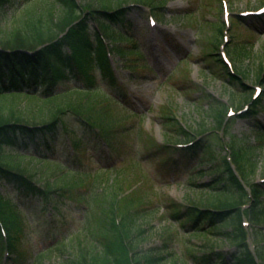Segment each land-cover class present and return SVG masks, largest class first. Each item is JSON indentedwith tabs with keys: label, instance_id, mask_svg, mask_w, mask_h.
I'll return each instance as SVG.
<instances>
[{
	"label": "trees",
	"instance_id": "1",
	"mask_svg": "<svg viewBox=\"0 0 264 264\" xmlns=\"http://www.w3.org/2000/svg\"><path fill=\"white\" fill-rule=\"evenodd\" d=\"M13 1L0 0V8ZM138 1L150 6L157 17H163L160 13L162 6L156 4L155 0ZM27 2L30 6L26 11V18L0 44V185L14 190L16 194V204L11 206L0 190V264H43L46 252L61 251L69 247L66 240L50 237L55 241L50 244L48 251H42L34 257L33 246L26 248L22 243L25 232L17 212L19 205L28 209L30 215L42 223V228L51 223L45 232L47 237L50 232L65 229L71 207L86 206L84 224L73 235L75 238L71 242L87 238L88 235L93 237L89 239L90 245L80 250V257L67 264H161L165 261L167 258L162 254L139 252L135 230L138 217L146 209L141 207L144 199L138 190L127 197L125 212L118 200L111 209L105 208L100 213V228L95 227L97 220L94 200L100 196L98 186L104 183L102 179L106 173L113 169H116L117 177L122 174L116 165L109 164L111 158L126 155L119 163L128 158V168L133 167L140 163L142 148L155 152L163 169L179 163H190L193 157L199 156L197 164L207 167V170H200L198 175L205 172L212 174L211 180L202 186L224 196L223 200L216 199L218 203L202 208L173 203L170 217L182 228L188 225L189 231L193 232L219 229L222 226L231 228L222 234L229 237L236 246L233 253L228 255L212 251L203 256L191 255L194 263L264 264V243L254 251L247 243L249 229H257V226L264 223V184L251 180L256 164L249 163L254 160L237 148L235 142L229 146L232 156V160H229L222 153L223 144L217 147L210 138L181 149L174 147L173 142L146 144L141 137L139 123H134L131 130L129 126L122 128V121L129 118L120 119L110 113V103L98 98L102 92L101 83L114 91L119 86L107 55L108 46L105 41L111 37L114 39L118 34L121 39L134 45L133 36L112 29L113 24L120 25L125 30L129 28L126 10L122 9L125 2L120 1L115 6L113 2L104 1L100 7H95L93 2L82 5L78 0H54L60 13L55 17L49 12L47 23L42 16L46 9L43 4L41 6V2L35 0ZM220 12L224 14L222 2ZM251 20L264 22V17ZM246 22L245 19L237 18L233 30H236L235 36L239 35L240 27ZM218 28L220 41H213V50L205 55V62L221 79L228 80L230 84L246 92L247 87L243 82L247 72L241 70L239 76L230 72L219 48L226 26L223 23ZM237 45L233 38L229 53L238 61L242 53ZM111 49L121 56L126 54V49L122 46L116 45ZM93 68L100 71L101 82L96 79ZM259 81L260 84L264 83L261 77ZM189 82L195 90L199 88L195 82ZM203 95V101L211 104L217 128H225L227 131L235 122L227 120V105L207 92ZM251 99L247 98L246 101ZM262 109L261 98L253 102L249 113L243 117L256 119ZM165 111V120L173 132V140H196L198 133L186 128L172 110ZM254 127L257 133L255 139L259 140L264 135V126L258 123ZM133 130L136 134L128 145V132L133 134ZM204 131L203 129V133ZM68 142L73 146V155L64 163L53 158L60 151L59 145L66 148ZM143 142L148 148L146 145V148L140 147ZM87 150L98 153L101 165L97 170L83 174V171H79L80 168L75 169L70 163L73 161L74 164H83L86 160L82 152ZM105 183L108 187L103 191L113 187L109 179ZM35 203H39L38 207L34 206ZM47 210L52 211L54 218L49 223L45 217ZM117 218L121 220L120 224ZM245 219L251 223L250 228L243 226ZM3 229L7 235L3 233ZM256 234L259 241L264 240V236ZM27 240L25 241L28 243L30 240ZM168 245L170 243L166 244L167 247ZM6 250L10 257L5 258ZM171 255L172 252L169 256ZM29 257L33 258L31 263L26 262Z\"/></svg>",
	"mask_w": 264,
	"mask_h": 264
},
{
	"label": "rangeland",
	"instance_id": "2",
	"mask_svg": "<svg viewBox=\"0 0 264 264\" xmlns=\"http://www.w3.org/2000/svg\"><path fill=\"white\" fill-rule=\"evenodd\" d=\"M35 1L41 2L40 5L43 4L46 8L42 15L45 23L50 18L49 12H52L55 17L59 15L60 9L54 4V0ZM78 1L82 5L93 2L95 7H100L104 1L113 2L115 6L120 1L125 2L122 6L126 8V22L129 28L125 30L120 25L113 24L112 29L115 32L121 31L133 36L134 45L121 39L118 34L114 39L109 38L112 47L119 45L126 49L125 56L114 51L113 57L121 86L117 89L118 91H114L107 89L108 87L101 83L107 95L99 97L100 99L107 97L110 100V113L120 119L129 118L127 121H122V128L129 126L131 130L134 123H139L142 129L141 137L146 144L186 142L173 140V132L165 120L167 116L165 110L170 109L177 114L185 126L198 133L196 137L200 142L210 138L217 144V147L223 144L225 149V151L222 150L223 155L230 154L227 145L232 146L235 142L237 148L254 160L249 164H256L251 180L257 182L264 180V135L256 140L257 133L254 127L258 123L264 126V90L260 97L263 109L256 119L243 118L241 114L227 131L217 128L218 124L211 111V104L203 101V93L207 92L238 111L245 109L247 98L253 97V90L260 82L259 78L264 77V23H258V21L251 20V17H247V22L240 27L238 36H235L234 27L229 28L230 38H234L238 44L237 48L242 53L238 61H233V58L229 56L237 71L247 72L246 92L230 84L228 80L224 81L213 70H210L205 62V55L213 50V41H220L221 34L218 27L224 23L225 19L220 12L222 1L229 2L231 22L235 23L242 13L261 9L264 6V0H155L156 4L162 6L160 13L163 15V17H157L158 23L155 26L149 23L150 9L138 0ZM27 3V0H14L0 8V44L9 37L10 32L20 26V21L26 18L25 14L30 6ZM92 26L95 27L93 23ZM229 44L227 43L226 49ZM93 70L96 79L101 82L100 71L96 68ZM189 81L195 82L199 88L195 90ZM116 100H119V103ZM134 132L136 131L133 130V134L131 131L128 132L130 136L129 140H126L128 145L135 137ZM144 142L140 147L148 148ZM71 150L64 148L58 151L57 154L63 163L66 158L71 157ZM82 153L86 161L81 165L71 161L70 165L73 168H80L79 171H83L84 174L100 167L98 153L92 150ZM124 156L126 155L114 158L119 159ZM114 158L111 160L114 161L117 170L121 169L122 174L120 178L117 177L116 169H113L110 173H106L107 175L102 179L104 183L98 186L100 196L94 200L96 228H100L98 217L105 208L111 209L114 202L119 200L121 208L126 211L124 204L127 197L138 190L144 199L141 207L146 209V212L138 217L135 230L140 253L151 252L164 255L167 259L161 264H196L191 255L203 256L213 250H224L230 254L229 252L235 250V245L229 237L222 234V232L231 230L229 226L193 232L189 231L188 225L182 228L170 217L174 202L209 207L213 203H218L217 198L224 199L223 195L220 196L211 191L209 187L200 186L202 183L209 182L212 174L205 172L198 175L200 170H207L205 166L197 165L193 169L199 156L193 157L190 163H184L187 165L179 163L180 166L171 165L167 169L161 167L157 154L148 149L146 151L141 149L140 163L133 167L128 168L130 165L128 158L123 163H119ZM109 164L112 165L111 162ZM107 179L111 181L110 185L113 187L108 191H103L106 186L108 187L105 183ZM115 179L118 181L115 182ZM0 190L4 196L6 195L5 199L11 206H14L16 204L14 190L1 185ZM35 204L34 206L38 207L39 203ZM17 212L22 220L24 232H26L22 241L23 245L29 248L34 244V254L41 249H46L52 241L44 240L42 223L32 217L26 208L18 206ZM68 212L69 219L66 218V221H69L70 233L64 231L57 233L56 236L65 238L69 247L61 251L46 252L43 264H67L68 261L80 257V250L90 245L88 242L93 237L91 235L76 240L74 243L71 242L75 238L72 234L82 224L83 212L75 206L71 207ZM92 219L93 216L90 217V220ZM256 232L264 236V223L257 229L248 231L249 236L255 239V242L252 240L251 244L258 243L260 246L264 240L259 241ZM27 237L31 239L28 243L25 241ZM167 243H170L168 247ZM171 252L173 255L169 256ZM30 260H32L31 257L26 262Z\"/></svg>",
	"mask_w": 264,
	"mask_h": 264
}]
</instances>
